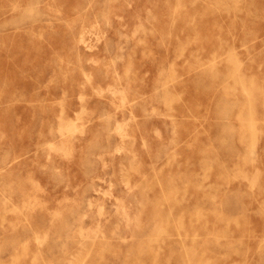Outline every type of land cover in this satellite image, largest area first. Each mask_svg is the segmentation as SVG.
I'll use <instances>...</instances> for the list:
<instances>
[{"label": "rangeland", "instance_id": "rangeland-1", "mask_svg": "<svg viewBox=\"0 0 264 264\" xmlns=\"http://www.w3.org/2000/svg\"><path fill=\"white\" fill-rule=\"evenodd\" d=\"M76 263L264 264V0H0V264Z\"/></svg>", "mask_w": 264, "mask_h": 264}, {"label": "bare ground", "instance_id": "bare-ground-1", "mask_svg": "<svg viewBox=\"0 0 264 264\" xmlns=\"http://www.w3.org/2000/svg\"><path fill=\"white\" fill-rule=\"evenodd\" d=\"M239 105V104H238ZM242 105V104H241ZM242 108V107H241ZM252 118V119H251ZM249 123H250V132L252 133V134H255V131H256V129H255V123L253 122V117H250V120H249ZM180 131V130H179ZM191 133V132H190ZM193 134V133H192ZM219 136V135H218ZM221 136V135H220ZM194 139V138H193ZM198 141V140H197ZM193 144V143H192ZM191 145V144H190ZM195 145V144H194ZM220 145V144H219ZM201 149V148H200ZM224 155L222 154V156L221 157H223ZM187 171V170H186ZM188 187V186H187ZM193 194V193H192ZM204 194V193H203ZM191 196V195H190ZM214 196H215V194H214ZM199 197H201V196H199ZM194 198V197H193ZM201 198H203V197H201ZM229 219V218H228ZM38 239H40V238H38ZM153 239V238H152ZM151 240V239H150ZM155 244V243H154ZM247 250V249H246ZM221 254V253H220ZM223 257V256H222ZM82 262V261H81ZM246 262V261H245ZM78 263V262H77ZM76 263V264H77ZM85 263V262H84ZM242 263V262H241Z\"/></svg>", "mask_w": 264, "mask_h": 264}]
</instances>
